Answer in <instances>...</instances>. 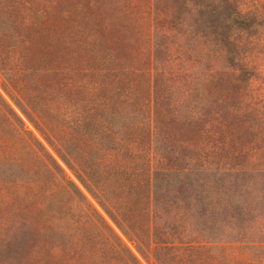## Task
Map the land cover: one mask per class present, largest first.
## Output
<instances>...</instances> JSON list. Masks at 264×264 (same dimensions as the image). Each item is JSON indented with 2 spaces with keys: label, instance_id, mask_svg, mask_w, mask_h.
Segmentation results:
<instances>
[{
  "label": "rangeland",
  "instance_id": "374dc122",
  "mask_svg": "<svg viewBox=\"0 0 264 264\" xmlns=\"http://www.w3.org/2000/svg\"><path fill=\"white\" fill-rule=\"evenodd\" d=\"M243 1L264 7V0ZM150 3L0 0V96L139 264H264V176L230 177L221 169L231 164L264 171V41L247 46L253 67L249 78H237L226 70L199 81L194 89L200 95L189 96L197 114L190 123L177 115L176 98L170 93L156 96L153 123H146L127 109L122 94L127 78L97 76L96 67L141 69L142 74L129 76V82H141L153 73L155 62L144 21ZM76 20L90 29L91 39L96 38L94 49L78 47L72 38ZM8 33L18 35V42L8 40ZM159 84L157 93L165 88ZM172 85L178 90L183 86ZM160 105L165 111L159 112ZM42 121L53 132H45ZM80 125L95 133L100 129L103 135L90 133L86 139L78 133ZM102 141L118 153L110 157L94 151L92 146ZM195 142L191 154L190 143ZM120 153L130 169L152 179L156 213L148 207L145 213L143 201L127 200L117 187L118 180L113 182L110 159ZM206 166L212 167L211 172L205 171ZM76 175L96 185L94 196ZM32 178L26 177L27 183ZM1 185L0 264L74 261L72 253L54 249L55 239H60L56 219L42 221L37 203L20 201L14 190ZM110 193L114 206L127 204L132 211L126 217L128 228L119 222L127 236L99 203L110 199ZM228 201L233 207L227 206ZM67 226L70 233L90 231L82 219L71 220ZM91 239L109 238L95 235Z\"/></svg>",
  "mask_w": 264,
  "mask_h": 264
},
{
  "label": "trees",
  "instance_id": "16d2710c",
  "mask_svg": "<svg viewBox=\"0 0 264 264\" xmlns=\"http://www.w3.org/2000/svg\"><path fill=\"white\" fill-rule=\"evenodd\" d=\"M262 6L256 2L243 0H151L144 21L148 26L147 46L155 62L153 73H149L141 82L137 80L129 82V76L139 77L142 70L135 67L119 69L98 65L96 74L113 79L127 78V84L122 90V94L127 98L125 100L127 109L131 113L138 114L146 123H153L152 107L155 105L156 96L160 95L162 98L165 93L174 94L176 98L173 103L174 110L183 122L190 123L197 114L191 108L194 103L190 101L189 96L200 95V92L194 89L199 81L202 79L208 81L226 70H231L241 79L249 78L252 74L253 67L247 46H253L256 40L264 41V7ZM82 22L74 21L72 38L75 37L78 47L92 45L93 48L96 38L91 39L90 29H87ZM6 36L8 40L12 38L18 42V35L8 33ZM96 57L95 54L94 58ZM159 83H164L165 88L158 89L157 93L156 87L160 85ZM172 84L183 86L178 87V90ZM144 92L145 94L147 92V97ZM20 108L31 120L26 109ZM163 110L165 111V108L160 105L159 112ZM44 123L43 121L41 123L43 130L48 133L53 132L49 123L43 125ZM35 127L39 129L36 125ZM79 128V135L86 139L90 133L92 135L94 133L93 136L103 135H100V129L95 133L85 125H80ZM50 137L54 138L51 133ZM102 142L104 145L96 142L92 149L110 157L114 156L111 155L112 153H118L107 141ZM190 144L193 147L189 149L191 154H194V147H197L198 143ZM209 153L216 154L213 151ZM127 164L122 158V153L117 154L116 159H110V174L113 182L118 180L117 187L122 190L120 193L127 195V200L135 198L137 201H143L142 203L146 204L145 213H148L147 207L150 208V212L156 213L159 209L152 179L142 171L130 169ZM210 169L211 166L205 167L207 173L211 172ZM213 169L218 171L219 168L213 167ZM221 169L230 177L242 174L250 177L264 176V171H251L249 168L233 167L231 164H226ZM76 176L94 196L93 189L96 191V185L89 180L87 182L84 177H80L81 175ZM26 177L34 179H30V183H27ZM1 183V186L14 190L17 194L16 198L20 201L37 203L40 206L42 221L56 219L54 228L60 239H55L54 249L56 252L72 253L74 261L70 264H116L117 261L121 264H139L77 185L65 176L58 163L44 150L32 133L23 127L19 116L0 96ZM113 187L115 186L112 185ZM111 198L113 196L110 193V199H106L105 203L98 202L127 236L128 233L123 226L128 228L126 217L130 218L132 211L126 207L127 204L120 205L125 209L114 206ZM230 201L227 206L233 207ZM79 219L90 227L88 233L87 231L82 233L75 231V234L69 232L67 225L70 221L78 222ZM95 235L101 238L106 236L109 239H91Z\"/></svg>",
  "mask_w": 264,
  "mask_h": 264
}]
</instances>
